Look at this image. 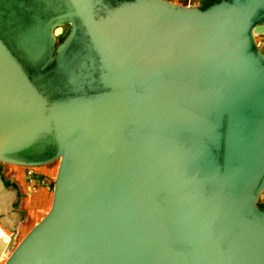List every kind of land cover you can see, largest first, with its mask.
<instances>
[{
  "label": "water",
  "instance_id": "95a60500",
  "mask_svg": "<svg viewBox=\"0 0 264 264\" xmlns=\"http://www.w3.org/2000/svg\"><path fill=\"white\" fill-rule=\"evenodd\" d=\"M263 33L264 0H0V163L58 160L4 264H264Z\"/></svg>",
  "mask_w": 264,
  "mask_h": 264
},
{
  "label": "crops",
  "instance_id": "0c3cea01",
  "mask_svg": "<svg viewBox=\"0 0 264 264\" xmlns=\"http://www.w3.org/2000/svg\"><path fill=\"white\" fill-rule=\"evenodd\" d=\"M170 1L182 5H197L207 0ZM255 38L257 46L264 53V33L256 35ZM0 165V172L5 185L15 190L11 207H5L3 209V206L0 205V264H4L13 248L31 228L28 224L19 222L20 219L22 220L24 218L25 212H27V214L30 212L37 213L47 206L50 207L53 180L57 167L55 168L54 161L32 167L7 163H0ZM31 170L33 174L29 175L28 172ZM262 194L264 195V191ZM20 202L22 203L21 209L23 216L20 215L21 209L15 207L16 204L18 205Z\"/></svg>",
  "mask_w": 264,
  "mask_h": 264
},
{
  "label": "rangeland",
  "instance_id": "374dc122",
  "mask_svg": "<svg viewBox=\"0 0 264 264\" xmlns=\"http://www.w3.org/2000/svg\"><path fill=\"white\" fill-rule=\"evenodd\" d=\"M65 30H66V26H63V27H59V28H57L56 29V34H57V37H58V39L61 37V35L65 32ZM57 165H58V160H56V161H54V166H55V168L57 167ZM1 166V165H0ZM2 170V169H1ZM3 171V170H2ZM29 173V175H31V174H33V172H32V170L31 171H29L28 172ZM264 200V195L262 194L261 195V197H260V200L259 201H263ZM21 202L17 205L16 204V206L15 207H19L20 209L22 208L21 207ZM11 207V206H10ZM5 208V206H3V209ZM19 209V210H20ZM48 209H49V206H47V207H45V209H43V210H39L40 212H30V213H28L27 214V212H25V216H24V218L21 220L20 219V223H24V224H28L29 225V227H32L35 223H37L43 216H44V214L48 211ZM47 210V211H46ZM20 212H21V216H23V212H22V209L20 210ZM16 217H17V215H16ZM19 219V218H18ZM18 222V221H17Z\"/></svg>",
  "mask_w": 264,
  "mask_h": 264
}]
</instances>
